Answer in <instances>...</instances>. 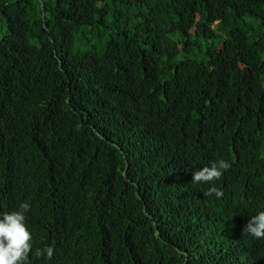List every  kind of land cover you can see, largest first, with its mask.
I'll return each mask as SVG.
<instances>
[{
	"label": "trees",
	"instance_id": "trees-1",
	"mask_svg": "<svg viewBox=\"0 0 264 264\" xmlns=\"http://www.w3.org/2000/svg\"><path fill=\"white\" fill-rule=\"evenodd\" d=\"M25 201L31 264H264V0H0V214Z\"/></svg>",
	"mask_w": 264,
	"mask_h": 264
},
{
	"label": "clouds",
	"instance_id": "clouds-1",
	"mask_svg": "<svg viewBox=\"0 0 264 264\" xmlns=\"http://www.w3.org/2000/svg\"><path fill=\"white\" fill-rule=\"evenodd\" d=\"M230 168L231 164L225 160L212 162L210 166L192 173V184L212 185L203 195H215L219 199L223 192L215 186V182ZM29 210L30 204L25 201L16 210L0 214V264H31L30 255L48 260L53 257L54 249L50 246L33 248L32 234L26 224V213ZM242 234L255 240L264 239V211L249 219Z\"/></svg>",
	"mask_w": 264,
	"mask_h": 264
}]
</instances>
